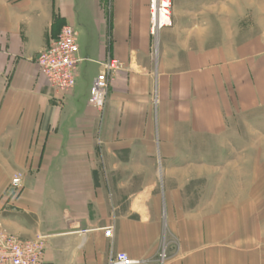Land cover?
Listing matches in <instances>:
<instances>
[{"label": "crops", "instance_id": "obj_1", "mask_svg": "<svg viewBox=\"0 0 264 264\" xmlns=\"http://www.w3.org/2000/svg\"><path fill=\"white\" fill-rule=\"evenodd\" d=\"M171 1L155 38L150 0H0V223L46 236L43 264H159L163 250L166 264H253L250 204L203 214L171 185L204 137L264 111V0ZM65 24L81 61L61 99L37 58ZM110 57L124 68L100 111L88 99Z\"/></svg>", "mask_w": 264, "mask_h": 264}, {"label": "rangeland", "instance_id": "obj_2", "mask_svg": "<svg viewBox=\"0 0 264 264\" xmlns=\"http://www.w3.org/2000/svg\"><path fill=\"white\" fill-rule=\"evenodd\" d=\"M230 125L228 133L204 137L202 162L172 170L171 187L182 194L188 210L203 214L250 204L243 242L252 263L264 264V111ZM156 171L163 179L165 170ZM241 236H237V246Z\"/></svg>", "mask_w": 264, "mask_h": 264}, {"label": "built area", "instance_id": "obj_3", "mask_svg": "<svg viewBox=\"0 0 264 264\" xmlns=\"http://www.w3.org/2000/svg\"><path fill=\"white\" fill-rule=\"evenodd\" d=\"M151 34L158 37L159 32L173 26L171 0H150ZM79 43L77 32L71 24H65L59 35L51 40L40 53L37 64L41 74L51 88L61 95V99L76 86L79 76ZM94 79L88 104L103 111L109 95L111 82L115 79L124 64L117 58H108ZM24 174L14 173L11 187L19 191L23 186ZM114 225L105 228V235L113 237ZM46 236L36 235L32 238H21L8 231L0 223V264H43L46 253ZM159 264H166L165 252L159 256ZM140 260L131 258L126 252H118L111 257V264H139Z\"/></svg>", "mask_w": 264, "mask_h": 264}]
</instances>
